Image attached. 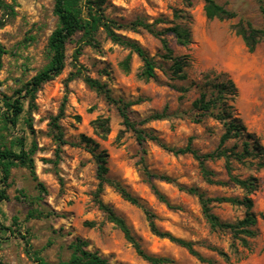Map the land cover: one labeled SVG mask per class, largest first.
<instances>
[{"label": "rangeland", "instance_id": "1", "mask_svg": "<svg viewBox=\"0 0 264 264\" xmlns=\"http://www.w3.org/2000/svg\"><path fill=\"white\" fill-rule=\"evenodd\" d=\"M11 4L13 15L0 10V43L5 53L0 70V147L19 150L23 141L31 155L35 177L24 166L11 169L7 194L9 199L0 204V261L4 264H61L73 254L72 244L85 242L84 250L96 252L110 264H149L138 256L123 233L105 219L94 199L97 186L96 165L90 152L91 138L105 149L107 177L118 181L143 208L154 214L159 230L192 242L205 258L218 264H264V166L256 169L246 163H231L233 173L245 178L254 175L258 189L251 196L253 212L257 215V234L249 239V247L237 244L238 253L230 249L229 231H213L203 218L197 198L178 189L195 187L208 196L241 197L242 191L228 181L223 159L208 161L207 167L225 185H209L201 177L197 162L190 154L174 155L155 141L145 140L139 145L131 130L122 125L116 108L90 89L81 77L69 79L74 64L84 74L96 78L110 89L116 98L138 100L130 110L136 120L165 112L162 119L150 120L140 128L156 136L170 147H183L190 140L200 153L215 149L224 132L222 123L204 116L195 122L192 102L202 90H212L206 76L225 72L235 84L237 93L232 101L236 116L249 132L258 136L264 146V41L248 51L232 26L239 21L249 22L254 28L264 29V0H215L235 15L228 20L207 19L203 0H105L104 14L117 22V33L137 42L157 64L155 79L139 77L142 63L131 54L128 72L122 71L120 61L128 49L111 42L99 29L94 46L80 43V34L66 45L65 66L62 72L44 83L37 91L33 104L23 99V111L12 126L5 118V98L29 81L48 62L47 39L57 20L52 12L53 0H3ZM181 10L188 16L191 42L176 43L171 34L165 35L171 56L188 62L185 78L173 73L172 59H164L159 39L143 29L133 32L124 26L135 19L153 23L160 30L182 22L173 16ZM79 50L77 61L73 54ZM63 114L56 123L60 126L65 144L60 145L56 166L55 130L51 125L60 108ZM102 116L109 119V133L99 140L91 122ZM236 139L223 146L230 147ZM240 144V141H238ZM146 168L152 174L166 175L175 183L157 178L152 182L172 207L157 199L151 190ZM41 184L43 189H40ZM100 199L122 218L144 252L167 257L174 264H207L188 251L151 233L143 208L125 201L110 186L105 185ZM212 211L221 221L234 223L244 215V209L228 203H213ZM214 249L227 252L229 262ZM37 256V258H35Z\"/></svg>", "mask_w": 264, "mask_h": 264}, {"label": "trees", "instance_id": "2", "mask_svg": "<svg viewBox=\"0 0 264 264\" xmlns=\"http://www.w3.org/2000/svg\"><path fill=\"white\" fill-rule=\"evenodd\" d=\"M105 0H53L52 12L56 17L57 23L55 28L50 33L47 44V64L40 69L31 79L25 82L21 88L16 90L14 95L10 98H5V118L14 126L17 122L18 116L23 111V99H27L30 104H33L37 91L41 86L59 75L65 66V51L67 42L76 34H80V43L83 45L94 46L96 43L95 34L101 29L105 36L113 43L128 49V54L120 61L119 66L124 72L129 71L131 54L135 53L140 59L142 66L139 77L148 81L155 79V68L157 67L153 57L149 56L147 52L135 41L123 37L117 33L120 27L116 21L109 19L104 14L103 5ZM0 10L5 15H13L14 9L11 4L0 0ZM203 11L207 19L228 20L234 17V13L218 4L215 0H203ZM264 13V8H261ZM173 16L176 19H181L182 22L173 23L172 25L156 29L155 24L162 22V20H155L153 23H147L141 19H135L131 23L124 26L133 32L138 29L147 31L152 36L159 39L164 54L162 58L172 59L171 65L172 73L179 79L185 78L184 68L188 62L182 58L171 56V49L168 46L165 35L171 34L177 44L185 46L191 42V31L187 23L188 16L181 10H174ZM3 21L0 20V25ZM232 29L236 35H239L247 47L248 51H253L255 46L264 41V29L254 28L249 22H241L234 24ZM5 53L2 44L0 43V70L2 67V56ZM79 50H75L73 54L74 62L77 61ZM74 64L75 71L70 73L69 79L74 77H81L84 83L103 99L113 105L119 116L122 119V125L125 129L131 130L139 145H142L145 140L155 141L162 149L171 152L174 155L190 154L197 162L201 177L205 183L209 185H225V182L217 180L215 173L206 165L208 161L223 159L224 168L228 177V181L237 186L242 191L241 197L231 196H208L205 192L200 191L195 187L185 188L177 185L178 189L194 195L199 203L200 211L213 231H229L232 236L230 249L234 253H238L237 244L242 247H249V239L256 236L257 231L255 226L257 224V215L253 212L252 195L258 189V179L254 175H249L245 178H240L233 173L231 163L233 161L238 163H246L255 166L256 169H261L264 166V146L260 139L253 132H249L242 121L234 113L232 101L236 96L237 90L232 79L225 72L215 73L214 77L206 76V81H210L212 90H202L199 96L192 102V111L194 112L193 120L200 122L201 119L209 115L220 123H222L224 132L219 138V143L215 149L207 153H200L195 149L190 140L183 147H170L161 142L156 136L143 130L141 125L150 120L162 119L165 117V112L152 114L141 120H136L130 107L136 103L135 101H126L122 98L114 97L106 84L102 83L96 78H92L83 72V68ZM63 114L62 107L56 117L52 118L51 125L55 130V140L57 147L55 150L56 159L53 165L56 166L60 145L65 144L63 133L56 120ZM91 127L93 134L99 140H105L110 127L109 119L107 117L99 116L92 120ZM82 139L86 143L92 144L90 152L93 156L96 165L97 186L94 192V199L98 208L104 213L105 219L117 227L124 238L133 246L136 254L149 264H174V261L167 257H157L149 255L142 250L139 243L131 234L129 228L124 220L114 213V211L100 199V194L105 185L112 187L125 201L143 208L139 200L131 195L118 181L107 177V157L108 154L105 149L99 148V143L91 138L85 136ZM236 139L230 147L223 146L228 140ZM240 141V144H238ZM19 150L16 152L12 148L0 147V204L7 201L9 196L7 194V182L11 174V169L15 166L27 167L35 177L33 170V161L31 158V150H25L22 140L17 142ZM143 173L147 177L148 184L157 197L158 200L164 202L168 207H172L165 196L153 184L152 179L157 178L167 183H175V181L166 175H158L150 173L146 168H143ZM40 189H43L41 184H38ZM213 203H228L233 206H240L244 209V215L241 219L234 223L224 222L212 211ZM144 214L148 220V226L152 234L159 238H166L169 241L185 248L189 254L196 257L200 261L207 264H218L215 260L203 257L193 246L192 242L177 238L169 232H164L158 229L154 222V214L149 210L143 208ZM264 217V215H261ZM238 242V243H236ZM85 242L77 240L72 244L74 249L70 259L61 264H110L105 258L100 257L96 252H89L84 250L82 246ZM264 249V245H263ZM218 256L224 261L229 262V254L220 249H214ZM37 258V256H35ZM38 264H45L41 259H37ZM0 264H4L0 261Z\"/></svg>", "mask_w": 264, "mask_h": 264}]
</instances>
